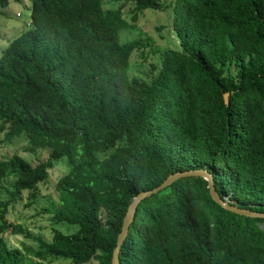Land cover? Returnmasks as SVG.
I'll return each instance as SVG.
<instances>
[{"label": "trees", "instance_id": "16d2710c", "mask_svg": "<svg viewBox=\"0 0 264 264\" xmlns=\"http://www.w3.org/2000/svg\"><path fill=\"white\" fill-rule=\"evenodd\" d=\"M130 1L133 16L163 6ZM120 8L30 0L28 26L0 52L2 138L24 133L49 148L34 164L0 157V183L12 178L0 231L27 235L4 219L7 204L24 190L30 203L53 162L68 164L54 183L53 218L74 230L36 237L26 264H110L131 196L175 170L205 167L222 199L264 211V0H172L177 42L149 81L127 75L140 43L119 41L117 29L131 26ZM23 257L0 235V264ZM118 264H264V217L218 204L201 176H178L139 200Z\"/></svg>", "mask_w": 264, "mask_h": 264}, {"label": "rangeland", "instance_id": "374dc122", "mask_svg": "<svg viewBox=\"0 0 264 264\" xmlns=\"http://www.w3.org/2000/svg\"><path fill=\"white\" fill-rule=\"evenodd\" d=\"M162 8H146L133 16L132 2L130 0H102L104 8H115L121 5V14L129 27L117 29L120 42L138 40L139 47L132 50L128 57L126 68L129 77H136L140 80L149 81L159 67L161 52L176 44L177 40L171 27V4L172 0H160ZM30 0H7V4L0 6V52L8 41L28 26ZM107 150L97 151L101 157ZM17 153L30 161L32 164L44 160L49 153L48 147H32L24 133L11 140L2 138L0 132V157H7ZM68 164L65 157L54 161L48 168L47 178L39 182L36 187V194L30 203H26L27 191L22 192V198L9 202L6 206L4 219L10 223H18L25 231L11 232L9 229L0 231L5 243L9 247H18L23 252L21 264H26L30 259L36 258L29 254L24 247L36 248L37 239H50L52 228L63 232H71L74 226L64 221H55L53 210L57 206V191L54 183L56 179L66 172ZM12 178L5 177L0 183V200L8 197ZM1 222V220H0ZM47 264H77L69 259L55 258L46 259ZM81 264H97L95 259Z\"/></svg>", "mask_w": 264, "mask_h": 264}, {"label": "water", "instance_id": "95a60500", "mask_svg": "<svg viewBox=\"0 0 264 264\" xmlns=\"http://www.w3.org/2000/svg\"><path fill=\"white\" fill-rule=\"evenodd\" d=\"M222 97H223L224 103H227V92L226 91L223 92ZM182 175H198L204 178L206 180V186H207L210 197L214 201H216L218 204L222 205L223 207L228 208L234 212L245 214V215L264 217V211H258V210H253V209H249L246 207H240L234 204H230L228 200H226L225 198L222 199L214 188L212 174L205 167H195V168L175 170L173 172L168 173L157 185L149 189L138 190L134 195L131 196L129 202L126 205L124 214L122 216L120 229L116 234L115 244L111 251L110 264H118V250H119L122 240L124 239L127 233L128 225L133 218L135 208L139 200L145 197L146 195H149L150 193L155 192L156 190L165 186L166 184L170 183L176 177L182 176Z\"/></svg>", "mask_w": 264, "mask_h": 264}, {"label": "built area", "instance_id": "2783aa9c", "mask_svg": "<svg viewBox=\"0 0 264 264\" xmlns=\"http://www.w3.org/2000/svg\"><path fill=\"white\" fill-rule=\"evenodd\" d=\"M224 198H225L226 200H228V197H227V196H225Z\"/></svg>", "mask_w": 264, "mask_h": 264}]
</instances>
